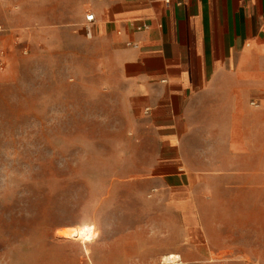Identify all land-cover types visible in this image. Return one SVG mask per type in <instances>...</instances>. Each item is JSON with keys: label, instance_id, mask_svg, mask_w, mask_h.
I'll return each mask as SVG.
<instances>
[{"label": "crops", "instance_id": "obj_1", "mask_svg": "<svg viewBox=\"0 0 264 264\" xmlns=\"http://www.w3.org/2000/svg\"><path fill=\"white\" fill-rule=\"evenodd\" d=\"M49 7L71 13L67 29L97 39L113 63L143 158L131 183L153 205L155 259L175 252L182 263L189 234H211L218 214L264 236V0H0V29L41 31L31 23Z\"/></svg>", "mask_w": 264, "mask_h": 264}, {"label": "rangeland", "instance_id": "obj_2", "mask_svg": "<svg viewBox=\"0 0 264 264\" xmlns=\"http://www.w3.org/2000/svg\"><path fill=\"white\" fill-rule=\"evenodd\" d=\"M49 9L31 23L41 31L0 29V264H103V253L131 264H264V236L220 214L208 236L189 234L182 263L165 260L175 252L155 259L153 205L131 183L143 158L113 63L97 39L67 29L71 13Z\"/></svg>", "mask_w": 264, "mask_h": 264}, {"label": "built area", "instance_id": "obj_3", "mask_svg": "<svg viewBox=\"0 0 264 264\" xmlns=\"http://www.w3.org/2000/svg\"><path fill=\"white\" fill-rule=\"evenodd\" d=\"M86 20L89 23H93L95 21V14L93 12L87 13L86 14ZM133 24L137 28V30H143V29L149 28V24L145 23V22L134 21ZM128 44L129 45H136V44H133L132 42H129ZM3 63H4V61L0 60V66H2ZM251 104L253 106H256V107L260 106V103L258 101H252Z\"/></svg>", "mask_w": 264, "mask_h": 264}, {"label": "bare ground", "instance_id": "obj_4", "mask_svg": "<svg viewBox=\"0 0 264 264\" xmlns=\"http://www.w3.org/2000/svg\"><path fill=\"white\" fill-rule=\"evenodd\" d=\"M64 233V235H73L75 232L72 231V230H63L62 231ZM177 258H179L178 255H175V254H172L168 257H165V260L168 261V262H176L177 261Z\"/></svg>", "mask_w": 264, "mask_h": 264}]
</instances>
